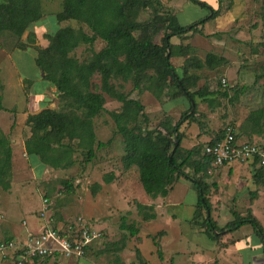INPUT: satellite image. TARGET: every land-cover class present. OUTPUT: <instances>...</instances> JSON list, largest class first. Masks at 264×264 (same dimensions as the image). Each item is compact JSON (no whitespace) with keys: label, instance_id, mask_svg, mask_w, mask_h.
Masks as SVG:
<instances>
[{"label":"rangeland","instance_id":"rangeland-1","mask_svg":"<svg viewBox=\"0 0 264 264\" xmlns=\"http://www.w3.org/2000/svg\"><path fill=\"white\" fill-rule=\"evenodd\" d=\"M148 1L152 2V5L141 12L138 17L140 21L150 19L154 14V9H157L159 13H166L171 8L176 13L179 11L180 22L188 23L195 17L192 11L195 5L199 6L190 0H186L184 6L169 5L172 0ZM204 1L209 7L215 8L212 0ZM41 4L43 15L28 28L31 31V40L29 36L30 41H27L28 45L25 48L13 49L15 38L10 37L9 34H3L0 37L1 104L11 110H17L18 113H22L21 111L27 106V98L30 99L28 106L33 110L43 106L46 100L43 93L47 85L51 84L38 76L39 70L34 60L36 48L48 42L46 34H52L58 28L67 25L75 28L82 26L85 31L89 32L85 25L75 20L61 22L57 20L55 15L61 10L62 0H41ZM206 8L202 9L208 12L209 9ZM213 24L214 20H209L203 26L204 30L207 31V26ZM213 35L193 33L191 37L195 47L192 46L194 52L190 57L203 61L208 53H213ZM161 37L162 31L156 36L155 41L159 42ZM102 46L103 42L98 39L93 45H81L72 54L80 60L87 59L93 50L97 51ZM173 61L180 74H187L189 70L197 71L194 67L187 66L184 58H174ZM195 72L192 74H197ZM199 72L201 79L196 87L205 86L207 89H220L227 92L221 85V79L225 77L221 68L209 69L204 66ZM19 73L21 75H18ZM23 77H26L27 82L30 83L22 82ZM92 81L98 85L99 76L94 75ZM122 84L125 92H129L132 98L139 99L144 105L152 125L164 119L174 123L186 109L183 105V97L170 100L163 96V100L158 101L150 92L132 90L130 81L122 82ZM51 94L54 96L47 105H56L55 107L58 108L59 99L55 93ZM104 97L106 109L117 110L119 108L118 101L105 93ZM211 98L213 99L210 102L196 96L195 117L197 119L188 123L186 128L188 141H185L184 145L189 146L191 141L194 143L196 137L201 136L197 141L203 146L227 125L235 128L240 140L250 139L251 127L245 124V121L250 110L264 106V93H227V95L219 93L212 95ZM20 116L21 114H18L16 119H13L10 111H0V124L6 135L9 136L8 126L13 121L17 122L18 129L15 132L19 136L31 134L30 128L27 132L23 123L24 119ZM94 131L97 140L106 144L96 149L92 160L85 161L83 153L77 151L73 155L75 162L71 167L55 169L46 166L40 174L37 173L34 177L29 175L32 168L28 161L20 158L18 151L15 150L14 163L18 168L14 176L12 174L11 183L14 184L13 192H17V195L7 196L0 188L6 200L3 209L6 210L7 216L20 226L21 221L23 223L30 219L31 222V218L38 220L39 210L37 209L41 206L42 199L47 198L50 224L56 229L66 230L71 223L81 217L101 234L84 255L90 262L82 258L80 264H115L117 258L128 264H264V256L256 255L263 253V242L255 233L246 236L245 230H235L213 239L211 234L205 231L206 228L203 225L193 224L197 191L190 180L179 178L166 197L151 199L147 196L139 183L136 168L131 167L129 170L123 168L122 138L116 132L114 121L107 112H101L94 118ZM28 158L32 164H37L39 168L42 167L37 157ZM226 169L213 167L204 177L210 185L208 198L211 202L212 219L218 227H223L233 218V211L247 215L252 208L249 201L254 196L255 203L252 213L260 222L264 232V189L258 192L259 190L250 191L244 188L245 185H250L246 182L247 177L245 176L236 178L232 175L224 181V175H230L229 172H224ZM185 171L193 176L189 167H186ZM110 172L114 173L115 177L110 183H105L104 175ZM96 183L100 184V188L93 193L92 187ZM240 184L244 185L240 186ZM151 200L154 207L157 205L158 215L156 214L157 217L154 219L144 220L138 214L134 201L148 205ZM3 215L5 217V214ZM121 217H125L127 223H134L138 227V238L130 236L127 231L119 228ZM199 219L203 218L199 217ZM243 227L246 229L251 225L245 224ZM123 236L125 237L124 248L116 251L117 246L114 243ZM236 237H240L239 243L233 246L234 244L231 245L232 238ZM153 238L158 241V247L154 245ZM136 249L139 250L138 255ZM157 249L161 251V258L158 256ZM254 254L255 256L251 257ZM2 259L5 264H10L6 258ZM75 260L76 258H61L58 262L46 258L40 264H77Z\"/></svg>","mask_w":264,"mask_h":264},{"label":"trees","instance_id":"trees-1","mask_svg":"<svg viewBox=\"0 0 264 264\" xmlns=\"http://www.w3.org/2000/svg\"><path fill=\"white\" fill-rule=\"evenodd\" d=\"M190 1L209 10L205 16L183 24L171 8L166 13L154 9L150 19L140 21L138 17L141 12L152 5L148 0H62L61 10L55 15L57 20H75L85 25L89 32L82 26H63L52 34H46V46L36 48L35 64L42 78L56 88L59 104L58 108L46 107L27 115L25 124L31 134L24 140L25 152L27 157H37L43 166L55 169L71 167L77 151L83 153L85 161L92 160L96 149L106 144L97 140L94 131V118L105 111L122 138L123 168H136L139 183L147 196L152 199L166 197L179 178L188 179L197 191L193 224L203 225L213 239L249 224L261 238L264 253L263 227L252 209L247 215L233 211V218L223 227H218L211 216L208 198L210 185L204 177L214 166L210 156L204 153V145L220 140L225 127L203 146L202 143L190 148L182 146L180 127L197 119L196 96L211 102L212 95H227L226 91L220 89L212 93L205 86L196 87L200 76L179 75L174 65V58H184L187 66L212 69L215 60L223 61L212 53H208L203 61L190 57L194 48L189 44L184 45V35L189 32L203 34L200 26L219 13V9L209 7L205 1ZM42 15L41 0H0V37L9 34L15 38L12 47L25 48L22 35ZM161 31L162 37L156 42L155 38ZM98 39L103 46L97 51L93 50L87 59L80 60L72 54L81 45H93ZM172 39L177 43H173ZM94 75L99 76L98 85L92 81ZM117 80L123 83L130 81L132 90L150 92L158 101H162L163 96L170 100L183 97L186 109L174 123L164 119L152 125L141 101L125 92L122 82H114ZM104 93L120 103L117 110L105 108ZM0 109L6 110L1 104V97ZM245 124L253 128V132L262 134L264 106L250 111ZM252 163L256 165L255 161ZM186 167L192 170L193 176L185 171ZM255 171L254 177H264L263 166L255 168ZM114 177V173L110 172L104 175L103 180L110 183ZM11 179L12 147L8 135L0 128V188L8 191ZM66 185L70 186L69 183ZM99 188L100 184L93 185V193ZM134 203L144 220L156 217L152 204ZM120 222L121 230L138 238L139 229L134 223H127L125 217H121ZM124 242L123 236L114 243L116 251L124 248ZM153 243L159 246L154 238ZM90 247L85 248V254ZM157 253L161 258L160 249H157ZM136 254H139L138 249ZM115 264L128 263L117 258Z\"/></svg>","mask_w":264,"mask_h":264},{"label":"crops","instance_id":"crops-1","mask_svg":"<svg viewBox=\"0 0 264 264\" xmlns=\"http://www.w3.org/2000/svg\"><path fill=\"white\" fill-rule=\"evenodd\" d=\"M185 2L186 0H172L169 5L175 6L176 4H179L181 6H184ZM212 5H214L215 7L213 8L212 6H210L213 9L216 10L219 9V13L214 18H212L214 20V24L212 26L208 25L207 26L208 30L205 31L203 26L209 20L211 21V19H209L202 24L200 29L202 30V33H205V35L214 34L212 36L214 41V45H213L214 51L212 54L216 58H222L223 61L216 62L215 60L213 68L217 69L219 67L223 70L225 76L223 78L226 80L227 84L226 86H222V88L227 90V93H264V16L260 1L259 0H212ZM195 6L196 7L194 8V10H192L194 11L193 14H195V17L192 18V20L188 23L182 22L183 24H189L205 16L208 13L205 9H202L197 5ZM30 35H31V31L29 29L21 37V41L26 43V46L28 45L27 41L31 40ZM29 36H30V40H28ZM184 36H185V40L183 42L184 45L189 44L191 46H194L192 33L189 32ZM173 43H177V42L174 40ZM46 44L44 46H46ZM13 49H23V48L14 47ZM202 68L197 69L196 72L189 70L187 74H192L195 72L197 73V75L200 76L199 71L202 70ZM18 75L21 74L19 73ZM179 75L182 74L179 73ZM38 76L42 79V73L40 70ZM249 76L250 79L248 80ZM22 82L30 83L27 82L26 77L22 78ZM47 86L48 87L43 93V97L46 98V100L43 102L44 105L38 107L35 110H33L30 106H28V102L30 101V99L28 98L26 99L28 100L27 106L24 108V110L21 111L22 113L20 112L18 113L17 110H11L7 107H4L6 108L5 111H10L11 114H13V119H16V116L18 114H21L20 117L24 119L23 123L24 126L26 127L27 132H29V127L25 124V120L28 114L37 113L38 111L46 107L55 108L56 106L50 104L47 105V103L52 100L51 97L54 96V94L51 93H55V95L57 96L56 88L52 87L51 85H47ZM207 90L212 93H215L216 91V89H211V88ZM253 110H255V108L250 111ZM16 125L17 122L13 121L12 124L8 126L9 131L7 132V134H9L8 137L10 139V144L12 147V174L14 176L15 170L17 171L18 168L14 163L15 150H17L20 155V158H25L26 161H28V164L32 168V171L31 173H29V175L34 177L35 175H37V173L40 174L46 166L42 165V167L39 168L37 164H35L36 165L35 166L30 162V159L27 157L24 147V140L27 137L28 133L27 135L25 134L24 136H19L18 133L15 132V130L18 129ZM187 127L188 125L186 124H182V126L180 127V130L183 133L182 146L185 148H190L195 144L199 143L197 140H200L201 136L200 137L197 136L194 143H192L191 141V144L189 146L187 145L185 146L184 142L188 141L186 139L188 135L186 131ZM0 128L3 131L1 124H0ZM252 129L253 128H251L249 132V134L251 135L249 137L251 138L247 139V141H258V142L264 141V131L262 134H257L256 132H253ZM3 133L5 132L3 131ZM218 167H220V169L222 170L224 168H227L224 172L230 173L229 176L224 175V181L226 178L229 179L232 175H234L236 178H241L245 176L247 177L246 182H248L250 185L247 186L248 185L247 184L245 185L244 188L249 189L250 191H254V190L257 191L259 190L258 192L263 191L264 177H258V176L254 177L256 172L255 168H257V166L254 165L251 161L245 163L232 162L230 164H226ZM135 172L136 175H138L136 169ZM242 185L244 184H240V186ZM14 188H15L14 184L11 183V188L8 191H4V192L6 193L7 196H10V194L17 195V192H13ZM1 192L3 191H0V199H1L0 212L2 214H5V217L3 215V219H0V238L12 239L19 242L26 239L29 235H33L40 232L42 227L44 226V222L39 217L38 220L31 218L32 220L31 222L30 219L29 220L24 219L25 221H23V223L21 221V226H20L17 223H15V220L7 216L6 210L3 209V205H5L6 200ZM253 197L251 201H249L251 202L250 205L252 208H253V204L255 203V199H253ZM151 202L153 203V201L151 200L150 203H148V205H151ZM40 208L41 206H39L37 210H40ZM154 209L156 211L155 214L158 215L157 205H155ZM244 228L245 227L242 226L237 230L239 231L245 230L246 236H248L249 234L251 235L254 234L252 227H248L246 229ZM239 239L240 237L239 238L236 237L235 239L232 238L231 245L233 244H234L233 246L237 245L239 243ZM256 255L264 256L263 253ZM254 256L255 254L251 255V257ZM2 258H3L2 254L0 253V264H5V261ZM82 258L90 262V260L87 259L86 257H82ZM82 258L76 259L75 262L77 264H80ZM52 260L58 262L60 261V259H52Z\"/></svg>","mask_w":264,"mask_h":264},{"label":"built area","instance_id":"built-area-1","mask_svg":"<svg viewBox=\"0 0 264 264\" xmlns=\"http://www.w3.org/2000/svg\"><path fill=\"white\" fill-rule=\"evenodd\" d=\"M260 1L264 13V0ZM226 84L222 78L221 85ZM204 153L210 156L214 167L248 161H255L257 167H264V141H241L236 138L235 128L230 125L225 127L220 140L204 145ZM49 213V201L43 198L38 211L39 218L44 222L41 231L19 242L0 238L2 257L10 264H40L46 258L79 259L84 257L85 248L100 237V231L81 217L66 230L53 228ZM0 219H3L1 212Z\"/></svg>","mask_w":264,"mask_h":264}]
</instances>
